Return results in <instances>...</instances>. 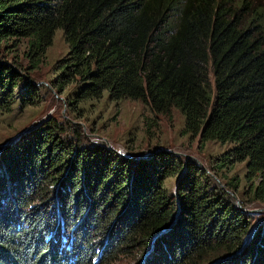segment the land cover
Instances as JSON below:
<instances>
[{"label": "trees", "instance_id": "1", "mask_svg": "<svg viewBox=\"0 0 264 264\" xmlns=\"http://www.w3.org/2000/svg\"><path fill=\"white\" fill-rule=\"evenodd\" d=\"M57 30L74 95L176 109L264 204V0H0V114L35 103L15 53L35 69ZM37 125L0 146V264H264V227L200 170L168 193L164 157L120 163Z\"/></svg>", "mask_w": 264, "mask_h": 264}, {"label": "rangeland", "instance_id": "2", "mask_svg": "<svg viewBox=\"0 0 264 264\" xmlns=\"http://www.w3.org/2000/svg\"><path fill=\"white\" fill-rule=\"evenodd\" d=\"M66 51L67 46L57 30L35 69H29L20 53H15L22 65V75H28L36 89V101L25 107L14 105L9 113L0 114V146L37 124H55L59 127H55L56 133L68 139L69 145L90 150L99 147L104 156L120 163L134 165L152 157L156 161L164 157L167 164L161 169L180 170L162 179L168 193H174L185 169L200 170L206 185L228 192V200L248 222L250 234L264 227V204L251 198L253 180L247 176L243 161L223 160L220 155L225 145L201 140L199 134L187 132L176 109L156 113L138 101L110 100L105 92L99 98L80 99L73 93L75 79L56 78L59 67L55 63ZM0 59L11 62L10 55L4 53ZM226 214L224 218L231 216ZM134 257L120 255L112 264H134Z\"/></svg>", "mask_w": 264, "mask_h": 264}]
</instances>
